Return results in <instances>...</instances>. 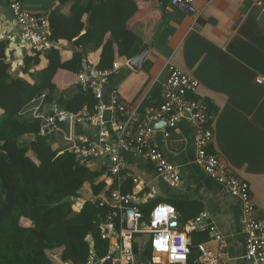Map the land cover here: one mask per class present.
Masks as SVG:
<instances>
[{
  "label": "crops",
  "instance_id": "obj_1",
  "mask_svg": "<svg viewBox=\"0 0 264 264\" xmlns=\"http://www.w3.org/2000/svg\"><path fill=\"white\" fill-rule=\"evenodd\" d=\"M22 1L32 13L70 17L75 2L79 1L85 7L92 5L95 9L99 0ZM137 4L140 23L136 32L143 41L142 52L147 53L138 69L128 63L135 56L127 61L118 58L119 68L104 86L105 101L109 102L116 89L128 104H139L140 114L146 120L149 111L162 102V86L170 62L196 78L199 88L192 98L207 103L214 115L210 124L214 131L210 150L217 153L237 177L249 182L258 214L264 216V0H196L190 5H174L171 0H137ZM20 33V26L7 2L0 0V41L7 42V61L12 65L14 77L23 75L24 58L34 52ZM53 41L63 60L72 58L73 42ZM100 53L101 50L92 53L90 61L96 63ZM46 63L43 59L36 72ZM54 81L60 90L69 91L65 93L68 96L77 88L76 74L65 69L58 71ZM38 105L46 112L53 106L36 98L23 115L33 116ZM106 118H109L108 113ZM150 123L161 151L177 166L181 184L178 187L168 184L144 155L120 150L127 169L147 185L149 202L163 198L186 203L188 212L200 211L196 216L208 212V223L215 224L224 236L228 264H250L245 258L246 240L239 202L196 163L195 127L188 116L175 127L158 120H150ZM52 134L61 150H65L71 149L82 137L98 141L99 130L89 122L75 121L71 139L63 132ZM110 136L116 141L112 129ZM32 138V135H26L22 140ZM106 164L101 157L92 168L104 166L106 169ZM80 193L82 197L76 199L80 207L86 200L98 198L90 182L84 184ZM176 212L177 219L184 223L182 212L177 208ZM23 222L29 224L25 219ZM209 235L210 239L205 243L219 252V242L210 232ZM140 239V246L146 248V239ZM145 248L140 250L141 264H149L141 258Z\"/></svg>",
  "mask_w": 264,
  "mask_h": 264
},
{
  "label": "trees",
  "instance_id": "obj_2",
  "mask_svg": "<svg viewBox=\"0 0 264 264\" xmlns=\"http://www.w3.org/2000/svg\"><path fill=\"white\" fill-rule=\"evenodd\" d=\"M139 12L137 0H99L95 9L75 2L70 17L51 14L52 40L73 42L72 58L63 60L53 41L46 52L25 56L22 76H12L7 42L0 41V264H80L93 256H106L109 242L102 238V232L113 208L102 204L101 195L110 196L118 184L106 190L104 166L92 168L96 160L82 164L73 150H61L55 136L48 137L55 130L36 137L41 132V119L23 113L43 93L46 105L57 104L77 117L84 110L96 113L98 99L77 83V76L87 64L106 70L120 58L127 61L143 51V41L136 32ZM98 50L99 59L92 63L91 54ZM43 59L46 65L36 72ZM61 69L76 74L77 88L68 97L54 81ZM26 135L33 138L23 141ZM86 182L92 183L98 198L86 200L80 207L76 199L82 197L80 191ZM133 187V182L127 181L121 191L126 193ZM162 202L173 203L182 212L184 223L200 212H188L186 203L156 198L142 205L144 215L148 218L153 207ZM209 236L207 229L191 234L188 264H198V246L207 244ZM155 255H161L160 263L152 261ZM143 260L170 264L165 254L150 246H146Z\"/></svg>",
  "mask_w": 264,
  "mask_h": 264
},
{
  "label": "built area",
  "instance_id": "obj_3",
  "mask_svg": "<svg viewBox=\"0 0 264 264\" xmlns=\"http://www.w3.org/2000/svg\"><path fill=\"white\" fill-rule=\"evenodd\" d=\"M21 29L23 41L34 52H46L52 47V26L50 18L45 14H35L28 10L22 0H5ZM196 0H171L174 5L193 4ZM115 62L110 69L102 70L87 65L78 74V82L85 89H90L98 99L96 113L84 110L82 115L72 114V123L87 121L99 130L98 141L82 137L71 150L78 160L86 162L96 155H101L107 161L104 175L111 189L113 184L118 187L111 191V195H102V204L113 208L110 220L103 229L102 238L108 240V252L105 257L97 259L90 257L80 264H141V239L146 237L152 250L165 254L170 264H188L190 254L191 234L199 229H207L213 238L219 242L220 251L215 252L208 244L199 245L198 264H228V256L224 249L225 239L220 230L213 223H206L208 212H201L186 230L172 227L178 221L176 208L167 203H159L153 207L147 218L142 205L149 202L147 185L133 172L127 169L125 161L120 156V150H129L144 155L155 166L158 175L173 187L181 184V175L177 166L171 163L157 147L154 129L148 120L139 112V104H128L114 89L109 102L105 101L104 86L111 74L119 68ZM168 76L164 82L162 103L149 111L150 119L165 120L169 127L188 116L195 127L196 163L212 178L217 180L241 208V224L246 240L245 258L250 264H264V216L259 215L251 192L249 182L237 177L222 158L210 150L214 137L211 122L213 113L204 101H193L186 98L187 93H196L199 81L185 73L174 64H168ZM46 96V93L43 97ZM65 114L66 111H61ZM109 118H106V114ZM35 117L41 119V133L52 127L53 117L40 111L38 105L34 111ZM114 132L116 141L111 140L110 132ZM169 133H166L168 135ZM132 181L134 187L123 193L121 186ZM171 207L173 212L167 213L166 219L158 220L155 213L159 207ZM165 239V247L157 243ZM140 240V241H139ZM143 259V253L141 254ZM156 263L161 262V255H155ZM154 261V262H155Z\"/></svg>",
  "mask_w": 264,
  "mask_h": 264
},
{
  "label": "water",
  "instance_id": "obj_4",
  "mask_svg": "<svg viewBox=\"0 0 264 264\" xmlns=\"http://www.w3.org/2000/svg\"><path fill=\"white\" fill-rule=\"evenodd\" d=\"M146 51L138 54L137 56H135L134 58H132L128 63L134 68V69H138L141 64H142V60L143 58L145 57L146 55ZM57 108V104H54L53 105V108L51 110V115L54 116V122H53V125L52 127L54 129H57V130H61L65 136L67 138L70 137L71 135V130H72V114L71 113H65L64 115H60V114H55V109ZM161 124V122H160ZM158 124V125H160ZM40 135H42V133H38L36 135V137H39ZM172 227H175L177 229H182L183 227V222L178 220L177 223L176 222H173L172 223ZM92 253L95 252L94 249L91 250Z\"/></svg>",
  "mask_w": 264,
  "mask_h": 264
},
{
  "label": "bare ground",
  "instance_id": "obj_5",
  "mask_svg": "<svg viewBox=\"0 0 264 264\" xmlns=\"http://www.w3.org/2000/svg\"><path fill=\"white\" fill-rule=\"evenodd\" d=\"M24 4V3H23ZM24 6H25V4H24ZM170 62V61H169ZM170 64H173L172 62H170ZM87 65H90V64H87ZM86 65V66H87ZM175 65V64H174ZM86 66H84V68L81 70V71H83L84 69H85V67ZM90 66H92V65H90ZM176 67H178L177 65H175ZM92 67H94V66H92ZM96 68V67H95ZM178 68H180V67H178ZM99 69V68H98ZM181 69V68H180ZM182 70V69H181ZM80 71V72H81ZM168 71H169V66H168ZM79 72V73H80ZM186 73V72H185ZM189 75V74H188ZM191 76V75H190ZM193 77V76H192ZM165 82V81H164ZM77 83H79L78 82V76H77ZM80 84V83H79ZM85 89V88H84ZM162 89H163V95H164V83H163V86H162ZM197 93V92H196ZM196 93H187L186 94V98L188 99V100H193V101H199V100H195V99H193L192 98V96H194V94H196ZM45 93H43V94H41L38 98H40L41 100H44L45 99V96L43 97V95H44ZM162 101H163V99H162ZM162 103V102H161ZM160 103V104H161ZM54 105V104H53ZM52 108H53V106H52ZM52 110V109H51ZM40 111L41 112H43V113H45V114H49V115H51V111L50 112H46V111H43V110H41V107H40ZM61 111H64V110H60L59 108H58V106H57V108L55 109V114H60V115H64V114H61L60 112ZM139 112H140V110H139ZM33 116L35 117V114H34V111H33ZM52 117H53V122H54V116L53 115H51ZM146 120H148L149 122H150V120H155V121H157V119H150L149 118V115H148V117L146 118ZM158 121H163L166 125H167V123H166V121L165 120H158ZM87 122V121H86ZM151 124V123H150ZM53 125V124H52ZM92 125V124H91ZM168 126V125H167ZM52 129H54L53 127H51L50 128V130H52ZM50 130H48V131H50ZM48 131H46V132H48ZM72 131H73V123H72V130H71V135H70V137L68 138V139H71V137H72ZM46 132H44V133H46ZM44 133H42V134H44ZM168 133V132H167ZM169 135V134H168ZM168 135H166V136H168ZM154 137H155V135H154ZM67 138V137H66ZM155 141H156V145H157V147L160 149V147H159V144H158V141H157V139H156V137H155ZM194 144H195V141H194ZM196 148V147H195ZM161 150V149H160ZM102 156L101 155H96V156H93L92 158H90V159H94V160H96V159H98V158H101ZM89 160V159H88ZM87 160V161H88ZM103 160H105L104 158H103ZM80 161V160H79ZM86 161V162H87ZM81 162V161H80ZM82 164H84L85 162H81ZM172 163V162H171ZM175 165V164H174ZM138 177V176H137ZM139 178V177H138ZM140 179V178H139ZM141 180V179H140ZM142 181V180H141ZM197 217V216H196ZM196 217H194L192 220H194ZM208 219H209V217L208 218H206V223H208ZM192 220H190V221H188L187 223H183V227H182V229H180V230H186L187 228H188V226L190 225V222L192 221ZM200 245V244H199ZM146 246H150L151 248H152V246L150 245V243H146ZM199 247V246H198ZM199 249V248H198Z\"/></svg>",
  "mask_w": 264,
  "mask_h": 264
},
{
  "label": "clouds",
  "instance_id": "obj_6",
  "mask_svg": "<svg viewBox=\"0 0 264 264\" xmlns=\"http://www.w3.org/2000/svg\"><path fill=\"white\" fill-rule=\"evenodd\" d=\"M66 113H68V112H66ZM171 212H173V209L171 207H163L162 206V207H159L156 209L155 215H156L158 220H164V219H166L167 213H171ZM165 239L166 238L162 237L160 240L157 241V243L160 247L166 246L165 245Z\"/></svg>",
  "mask_w": 264,
  "mask_h": 264
},
{
  "label": "rangeland",
  "instance_id": "obj_7",
  "mask_svg": "<svg viewBox=\"0 0 264 264\" xmlns=\"http://www.w3.org/2000/svg\"><path fill=\"white\" fill-rule=\"evenodd\" d=\"M65 93H69V91L68 92H65ZM65 93H64V96L65 97H68V95H65ZM52 130H55V132L58 131V132H61L62 133V131L57 130V129H52ZM50 136H52V133H50L48 137H50ZM86 196H87V194H86ZM145 239H146V237H145Z\"/></svg>",
  "mask_w": 264,
  "mask_h": 264
}]
</instances>
